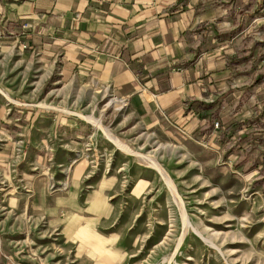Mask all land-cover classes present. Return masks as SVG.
<instances>
[{
	"label": "rangeland",
	"instance_id": "1",
	"mask_svg": "<svg viewBox=\"0 0 264 264\" xmlns=\"http://www.w3.org/2000/svg\"><path fill=\"white\" fill-rule=\"evenodd\" d=\"M257 12L258 0H217L214 22L219 36L230 39L237 69L232 86L223 78L208 91L205 102L214 105L193 132L164 117L141 123L90 79L61 92L49 83L52 75L35 85L38 70L17 52L26 43L12 47L0 36V95L6 105L58 108L85 123L79 156L113 180L115 218L102 229V241L91 235L85 248L66 242L57 228L29 212L21 168L26 141L8 119L11 108L0 119V264H95L89 257L96 242L120 254L117 264H264V144L241 138L250 117L264 125V20ZM232 122L241 124V132L221 137ZM50 159L48 151L33 171L46 177V191L56 196L66 186L54 183Z\"/></svg>",
	"mask_w": 264,
	"mask_h": 264
},
{
	"label": "crops",
	"instance_id": "2",
	"mask_svg": "<svg viewBox=\"0 0 264 264\" xmlns=\"http://www.w3.org/2000/svg\"><path fill=\"white\" fill-rule=\"evenodd\" d=\"M216 2L0 0V36L9 38L12 47L26 43L23 50L17 46V52L24 55L28 68L38 70L35 85L46 84L52 75L49 83L61 92L68 84L90 79L108 89L141 123L164 117L193 132L204 117L197 116L191 102L206 103L208 91L223 78L232 86L230 76L237 69L230 39L219 36L214 22ZM6 104L0 95V119L13 108L8 119L20 127L18 134L26 141L21 168L26 169L29 212L57 228L66 242L86 248L94 234L102 241V229L115 220L110 199L114 184L79 156L83 142L77 139L86 135L85 123L58 108L15 110ZM48 151L54 183L66 186L56 196L46 191V177L33 171ZM91 250L89 259L95 264L121 260L116 250L97 242Z\"/></svg>",
	"mask_w": 264,
	"mask_h": 264
},
{
	"label": "trees",
	"instance_id": "3",
	"mask_svg": "<svg viewBox=\"0 0 264 264\" xmlns=\"http://www.w3.org/2000/svg\"><path fill=\"white\" fill-rule=\"evenodd\" d=\"M191 105H195V107H192L193 110L196 111L197 116L199 117H204V111L207 109H210L213 105L214 102H208V103H203V102H191ZM255 118V119H254ZM254 119V120H253ZM254 121V124H253ZM243 129H242V134L241 138H248L247 140L249 141L248 143H260L261 145L264 144V125L262 124V121L258 117L253 116V118H249L245 121H243ZM241 129V124L239 122H232V123H227L226 126H224V129L220 131V136L226 135V137H230L234 134L237 133L238 130Z\"/></svg>",
	"mask_w": 264,
	"mask_h": 264
},
{
	"label": "bare ground",
	"instance_id": "4",
	"mask_svg": "<svg viewBox=\"0 0 264 264\" xmlns=\"http://www.w3.org/2000/svg\"><path fill=\"white\" fill-rule=\"evenodd\" d=\"M88 121H90V122L92 123V125H94L96 128H100V127H101L98 121H95V120H92V119H88ZM101 128H103V127H101ZM102 130H104V129H102ZM111 137H112V136H111ZM112 140H113L112 142H114L115 145H116L117 147H119L121 150L123 149V150H126L127 152H131V151H129L124 145L120 144L116 139H113V138H112ZM110 141H111V140H110ZM151 165H153L154 167H156V168L159 169V167H158V165H157L156 163L152 162ZM160 172L163 173L162 170H160ZM163 175H164V174H163ZM164 177H165L166 181L168 182V178H167L166 176H164Z\"/></svg>",
	"mask_w": 264,
	"mask_h": 264
},
{
	"label": "built area",
	"instance_id": "5",
	"mask_svg": "<svg viewBox=\"0 0 264 264\" xmlns=\"http://www.w3.org/2000/svg\"><path fill=\"white\" fill-rule=\"evenodd\" d=\"M257 16L259 19L264 20V0H258V12ZM25 27V25H24ZM213 126H216V123H213Z\"/></svg>",
	"mask_w": 264,
	"mask_h": 264
}]
</instances>
